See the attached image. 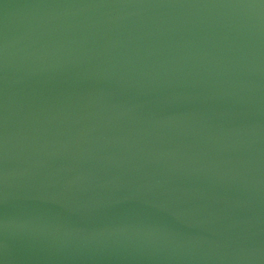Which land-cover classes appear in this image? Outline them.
Masks as SVG:
<instances>
[{
  "label": "water",
  "instance_id": "95a60500",
  "mask_svg": "<svg viewBox=\"0 0 264 264\" xmlns=\"http://www.w3.org/2000/svg\"><path fill=\"white\" fill-rule=\"evenodd\" d=\"M0 264H264V0H0Z\"/></svg>",
  "mask_w": 264,
  "mask_h": 264
}]
</instances>
